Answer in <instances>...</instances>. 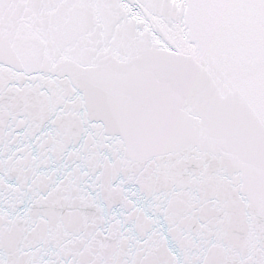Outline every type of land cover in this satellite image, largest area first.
I'll use <instances>...</instances> for the list:
<instances>
[{
	"label": "snow or ice",
	"instance_id": "1",
	"mask_svg": "<svg viewBox=\"0 0 264 264\" xmlns=\"http://www.w3.org/2000/svg\"><path fill=\"white\" fill-rule=\"evenodd\" d=\"M0 264H264V0H0Z\"/></svg>",
	"mask_w": 264,
	"mask_h": 264
}]
</instances>
